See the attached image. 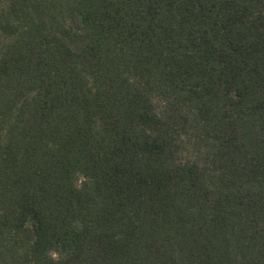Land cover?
Instances as JSON below:
<instances>
[{
	"label": "trees",
	"instance_id": "obj_1",
	"mask_svg": "<svg viewBox=\"0 0 264 264\" xmlns=\"http://www.w3.org/2000/svg\"><path fill=\"white\" fill-rule=\"evenodd\" d=\"M0 264H264V0H0Z\"/></svg>",
	"mask_w": 264,
	"mask_h": 264
}]
</instances>
